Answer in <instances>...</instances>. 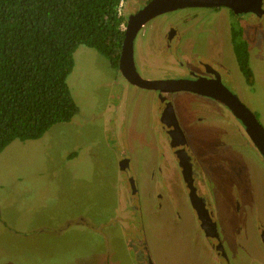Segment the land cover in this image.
Returning a JSON list of instances; mask_svg holds the SVG:
<instances>
[{
    "label": "rangeland",
    "instance_id": "rangeland-1",
    "mask_svg": "<svg viewBox=\"0 0 264 264\" xmlns=\"http://www.w3.org/2000/svg\"><path fill=\"white\" fill-rule=\"evenodd\" d=\"M222 16L206 8L178 9L154 17L148 35L152 41L166 23H181L187 17V24H182L187 47L220 52L235 66V85L229 88L264 127V16L241 27L255 77L252 86L239 70L229 42L228 27L235 23L232 16L230 22ZM148 42L140 38L136 51ZM145 75L162 76L156 68ZM67 83L79 109L71 121L52 125L39 138L14 139L0 152V264H137L126 241L123 216L131 215L132 209L123 206L126 174L119 162L128 158L137 188L148 170L160 165L159 157L155 168L151 165L154 153H159L153 143L159 140L156 93L127 83L104 55L84 45L74 52ZM167 100L191 151L219 153L208 155L215 161L201 170L208 208L224 225L226 257L216 258L210 240L190 219L193 212L187 202L179 199H174V208L168 205L162 217H155L152 198H145L147 212L135 210L146 235L129 233L132 242L137 245L146 238L154 264H264L263 229L253 220L258 212L264 217V161L238 133L240 120L225 106L189 91L169 94ZM217 131L228 133L218 138ZM244 167L259 177L257 185ZM132 225L136 231L137 224Z\"/></svg>",
    "mask_w": 264,
    "mask_h": 264
},
{
    "label": "flooded vegetation",
    "instance_id": "flooded-vegetation-1",
    "mask_svg": "<svg viewBox=\"0 0 264 264\" xmlns=\"http://www.w3.org/2000/svg\"><path fill=\"white\" fill-rule=\"evenodd\" d=\"M151 1L152 0H131L125 3L123 12V17L125 18L123 24L124 32L130 16L140 11ZM189 8H194L195 10H198L199 8L214 10L223 15L222 17L225 16L226 21L229 22L231 19L229 18V16H232L231 22L235 23V26H229L228 31L230 36L229 42L231 44L233 54L234 50L231 35L233 28L237 27V25L238 27H243V24L245 25V21L254 23L255 19L260 20L264 16V0H221L220 3L214 5L188 4L176 9L156 14L150 17L146 22L142 23L135 35L133 41V59L136 72L141 78L148 80L198 79V81H200V85L189 83L188 88L200 87L203 81L216 83L215 81L217 80L220 81L231 93L236 95L229 88V84L235 85V66L232 68L231 62H229L228 60L227 62H225V60H223V57H221L220 52L207 53L202 49L193 48L192 46V48L187 47L188 45L185 44L188 34H186V28H183L182 24H187V17L184 18L181 23L169 21L163 28L159 29V36H156V39L150 41V37L148 34L153 29V24L149 27V23L154 17L178 9ZM147 28H149L148 33H144L146 32ZM242 32H244L243 28ZM139 33L140 35H138ZM140 38L148 39L149 42L145 48L140 51H136V44ZM228 53H230V50L228 51ZM154 65L156 66V69H159V74H161L162 76L155 78L145 75V72L149 74L150 72L154 71ZM232 69L234 70L233 72ZM115 70L120 71L119 64L118 69ZM121 75L124 77L122 73ZM223 78H225L226 80L224 79V81ZM124 79L127 81V83L132 84L125 77ZM132 85L139 88H144L137 84ZM150 90L155 91L157 99L159 101L157 114V123L159 125V127H157L159 140L158 142H155V139L153 141L154 145L157 144L159 153H154V158L151 162V165L153 166V168H155L158 157V163H160V165L150 172L148 170L149 174L147 172V175L144 177L143 184L139 188H137L135 186L136 180L134 176L131 175V172H129L130 162L128 161V158L124 157L119 162V169L121 173L126 174V179H124V177L122 179L123 184L121 191L123 193L122 197H124L125 201V204H123V206H126L128 209H132L128 212V214L131 215H129L128 217L123 216L126 221L125 231L127 232L126 241L129 245L128 248L133 251L137 264H154L152 254L148 248V241H145L146 238L142 241L138 240L137 245L141 246L138 247L136 243L132 242L133 237L129 236V233L137 232L138 236H141L140 233H142L141 238H144L146 235V227L144 223L140 221V215L142 214V212H147V208H145L144 206L146 205V203L147 205L149 204L147 202L148 200L146 201L145 198H152V205L150 207L153 209L154 212L151 211V213H154L155 217H158V214H160V216L162 217L163 210L166 209L168 205L170 209L174 208V199H179V201L185 200L184 202H187L188 206L193 212V215L190 219L193 220L196 227L200 228L201 232H203L204 235L210 240L209 245L216 258L218 260L222 258L224 259L226 257V253L223 248L224 234L222 230H224V225L221 219L219 217H214L212 212L208 208V198L206 192L204 191L205 179L203 178V172L201 170L202 166L206 167L210 164V162L215 161L213 158L208 157V155H218L219 153L215 154V149L212 150L211 153L201 151L199 153H194L193 151H191V147L189 145L187 146L185 142L186 138L180 130L173 107L169 100H167V96L179 91H189L194 94L208 97L209 99L217 102V104L225 106L228 112L241 122L238 133L242 132V135L244 134L243 136H246V138H248V141L256 150L259 157L263 161L264 159L258 148L249 137L246 131V127L241 119L235 114L234 110L230 106H228L227 103H225L221 99L216 98L215 95L199 93L194 90ZM211 112L212 114H210V116H213L214 113L212 109ZM210 116L209 114L206 115V117ZM222 117L224 116L222 115ZM225 133L227 134L228 131ZM226 134L221 133V131H217L215 135L218 138H224ZM159 143L163 146L160 147ZM221 147L223 148V146ZM236 156L237 154H235V158ZM219 159L224 158H216L217 161H219ZM236 161L238 160L235 159L236 168L240 169V165ZM243 169L247 171L246 167H244ZM255 170L256 169H254V171ZM248 175L251 178L250 181H254L253 185H257L259 183V177H257L256 174L252 176L248 172ZM125 181H127L126 183L129 185V188L127 187V189H125L124 186ZM154 192L156 195H153ZM139 193H143V195H140ZM138 196L141 197L139 198ZM139 199L141 200V202L139 201ZM138 207L141 208V214H138V211L135 210V208L138 209ZM176 212L180 216L179 211L177 210ZM258 213H256L253 220L258 221L260 225L258 228H261V230L263 229L261 233V239L264 246V217L261 214L258 215ZM132 214L136 216L133 219ZM160 216L159 218H161ZM132 223L137 224L138 227L136 228V231L134 230V226L132 225Z\"/></svg>",
    "mask_w": 264,
    "mask_h": 264
},
{
    "label": "trees",
    "instance_id": "trees-1",
    "mask_svg": "<svg viewBox=\"0 0 264 264\" xmlns=\"http://www.w3.org/2000/svg\"><path fill=\"white\" fill-rule=\"evenodd\" d=\"M128 1L0 0V152L78 113L67 83L78 46L93 48L118 69ZM231 35L239 70L252 86L248 42L241 27Z\"/></svg>",
    "mask_w": 264,
    "mask_h": 264
},
{
    "label": "water",
    "instance_id": "water-1",
    "mask_svg": "<svg viewBox=\"0 0 264 264\" xmlns=\"http://www.w3.org/2000/svg\"><path fill=\"white\" fill-rule=\"evenodd\" d=\"M221 0H152L144 8L130 16L124 32L121 52L119 56V69L124 77L132 84L140 85L147 89H160L164 91L194 90L199 93L215 95L230 106L235 114L241 119L246 127V131L258 148L264 159V127L258 121L256 115L246 107L240 99L231 93L220 81L211 83L206 81L197 88H188L189 83L200 85L198 79H179V80H148L141 78L136 72L133 59V41L140 25L146 22L150 17L182 7L184 5H214ZM213 82V81H212ZM210 87V88H209ZM210 90H208V89Z\"/></svg>",
    "mask_w": 264,
    "mask_h": 264
},
{
    "label": "built area",
    "instance_id": "built-area-1",
    "mask_svg": "<svg viewBox=\"0 0 264 264\" xmlns=\"http://www.w3.org/2000/svg\"><path fill=\"white\" fill-rule=\"evenodd\" d=\"M119 11H120V9H119Z\"/></svg>",
    "mask_w": 264,
    "mask_h": 264
}]
</instances>
